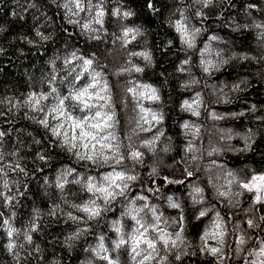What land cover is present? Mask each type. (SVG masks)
<instances>
[{"label": "clouds", "instance_id": "clouds-1", "mask_svg": "<svg viewBox=\"0 0 264 264\" xmlns=\"http://www.w3.org/2000/svg\"><path fill=\"white\" fill-rule=\"evenodd\" d=\"M13 2L31 35L0 57L19 40L44 59L15 46L0 117L48 147L0 130L4 264H65L57 248L78 264H264V104L245 99L264 84V0Z\"/></svg>", "mask_w": 264, "mask_h": 264}, {"label": "trees", "instance_id": "trees-1", "mask_svg": "<svg viewBox=\"0 0 264 264\" xmlns=\"http://www.w3.org/2000/svg\"><path fill=\"white\" fill-rule=\"evenodd\" d=\"M41 0H37V3H40ZM44 2L46 3V0H44ZM143 4H147L148 0H142ZM155 3L159 4L160 0H154ZM244 2L245 0H233V4L237 5L239 9H242L244 7ZM249 2L252 3H259L260 0H249ZM22 4H25L26 7V0H21ZM16 10L19 11V9H17V6L15 5V3L13 2V0H0V29L6 27L7 25H11V27H9L7 29L6 32H4L3 36H0V43H5V38H11L13 36H16L18 34H28L31 35V28L27 27V25H30L32 22V12L33 10H29L27 13H25V20L24 21H20V16L17 15L15 20L10 19V15L11 13ZM161 11L162 13L164 11H166V8L161 6ZM52 14V13H49ZM237 14V9L235 8H229L226 12L225 15L226 16H231V15H236ZM161 20H163V15H161ZM62 22V20H61ZM153 24V26H155L156 22L152 21L151 22ZM160 29H163V31H160ZM160 29H157V31L159 32L160 35H163L165 32H168V29L161 24L160 25ZM69 30L71 31V29L69 28ZM169 35H171V33H169ZM248 36H251V33L247 34ZM206 38V37H205ZM154 42L156 37L153 38ZM16 45H19L20 47H24L25 51L27 52V56L26 57H21V60H25L27 62L30 63H35L37 60L43 61V56L40 55V52L37 51L36 52V56L33 57L32 56V52L35 51V49H31L29 50L27 48L26 45H23L20 43L19 40L16 41ZM16 45L11 46L8 54L5 57H0V69H2L3 73H7L9 77H14L16 76V71H17V64L19 63L16 58H15V52H14V48ZM78 46H80L78 44ZM169 51H171V49H169ZM11 57V58H9ZM24 65H21V67H23ZM229 79H231V74L229 73ZM217 79H219V77H217ZM5 83L4 80H0V84ZM253 85H257L258 82L253 79L252 80ZM26 85L24 86V88H21V91H24L26 89ZM3 90L0 89V92H2ZM245 99L249 102V103H256L258 105L260 104H264V84H259L257 87H253L252 89H250V91L248 93L245 94ZM244 107H247V104L243 105ZM239 107V106H237ZM222 110H228V109H222ZM23 115V114H21ZM240 123H243V121H241ZM9 128H11V133L7 136V141H8V146L11 147L12 144H14L16 142V140L18 138H22L24 137V132H20L19 134H17L16 130L17 129H26L27 131H33L35 133V135L39 136V138L43 141V146L44 147H48V143L47 141H44V137L42 134H40L38 131L35 130V127L33 125H31L29 122L24 121V120H19L17 121L14 125L9 124L8 123V118L7 116L5 117H0V130H3L5 132H7L9 130ZM31 137H26L25 138V148H27V144L28 142L31 140ZM19 146V145H17ZM38 146L36 145H32L33 149H36ZM22 155H24L25 153H21ZM27 155L31 156L33 155V152H27ZM28 167L31 168L32 165L28 164ZM47 171V170H46ZM158 183L163 184L164 181L161 180ZM31 187V185H30ZM21 191H23V188H21ZM22 204L25 205V207L20 208V213H21V219L24 218V215L26 213L31 212V208H32V201L31 200H27L26 197L22 198ZM41 208L46 209L48 207L47 203H42L40 205ZM21 221L18 220L17 224H19ZM41 227H44L43 225H41ZM68 226L65 225H49L47 231H46V235H48L49 233H62V231L64 229H66ZM0 235H2V233H0ZM49 238H51V236L49 235ZM35 239L37 241H39L41 238L39 235H35ZM45 245H47V241L44 242ZM57 252H61L62 257L65 258V264H78V261L80 259V253L77 252L72 258L71 260L66 259L68 254L66 251L57 248L56 249ZM49 256L52 255V253L50 252L48 254ZM46 259L48 257H45ZM5 261H9V257L4 253L3 251V247H2V242H0V264H4Z\"/></svg>", "mask_w": 264, "mask_h": 264}, {"label": "snow or ice", "instance_id": "snow-or-ice-1", "mask_svg": "<svg viewBox=\"0 0 264 264\" xmlns=\"http://www.w3.org/2000/svg\"><path fill=\"white\" fill-rule=\"evenodd\" d=\"M81 95H83V93H81ZM261 180H264V177L260 178Z\"/></svg>", "mask_w": 264, "mask_h": 264}]
</instances>
